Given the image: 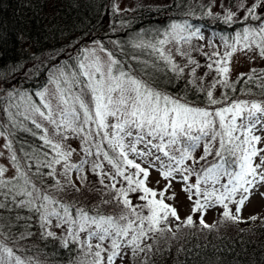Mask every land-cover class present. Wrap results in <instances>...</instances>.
Wrapping results in <instances>:
<instances>
[{"label":"snow or ice","instance_id":"obj_1","mask_svg":"<svg viewBox=\"0 0 264 264\" xmlns=\"http://www.w3.org/2000/svg\"><path fill=\"white\" fill-rule=\"evenodd\" d=\"M262 7L264 0L251 4L230 0L227 7L221 4L222 15L208 8L209 16L244 26L231 38L220 37L223 54L208 41L212 51L203 55L209 60L206 67L216 76L207 89L203 78L196 85V68L201 65L183 48L184 44L191 48L194 37H204L185 21L171 24L164 38L155 42L137 37L131 43L133 49L150 50L149 55L157 59L125 53L117 44L125 56L120 59L94 41L107 59L97 55L96 48L81 49L75 64L54 67L49 75L51 88L35 93L39 103L24 91L6 90L0 97V111L7 117L6 123L0 121V138L10 153L14 175L7 176L8 168L0 164V209L34 213L43 238L60 239L64 247L77 244L85 257H91L80 264H115L129 254L126 249L134 259L143 254L140 264H149L151 254L159 251L158 236L170 234L176 239L183 228L211 231L226 221L239 224L258 219L253 215L245 220L242 209L253 195L264 199V148L258 147L264 142V69L252 68L231 81L230 64L237 51L255 52L264 59V15L257 11ZM114 10H119L118 5ZM249 20L259 24L248 25ZM169 43L176 46L178 55L187 57L188 65H195L189 83L204 93L201 104L161 90L158 60L177 78L187 67L175 62L165 48ZM241 80L246 86L255 85L261 98H255L251 87L241 89L250 98H232L227 91L215 97L217 85L235 93ZM14 130L28 132L40 143L21 144L17 149ZM72 139L80 141L83 156L78 163L71 162L76 152L69 143ZM201 146L202 154L197 155ZM105 163L111 171L105 170ZM89 168L101 186L96 190L102 197L100 204H114L120 209L117 214L102 213L100 205L85 208L55 194L69 187L80 193L78 185L86 186ZM153 171L159 176L157 185L161 179L165 182L163 188L149 186ZM173 182L181 184V192L192 204L183 219L166 202L176 199L175 192L166 195ZM132 194L141 203L133 204ZM230 205H235L234 210ZM217 206L223 209L221 219L209 224L205 216ZM196 213H200L198 223ZM170 219L176 222L175 230ZM4 227L0 225V264H30L6 242L10 237ZM53 228L64 229L63 235L57 237ZM19 238L24 239V234Z\"/></svg>","mask_w":264,"mask_h":264},{"label":"trees","instance_id":"obj_2","mask_svg":"<svg viewBox=\"0 0 264 264\" xmlns=\"http://www.w3.org/2000/svg\"><path fill=\"white\" fill-rule=\"evenodd\" d=\"M248 3L251 4L252 0H248ZM114 5L116 3L113 0H0V97L6 90L11 89L26 92L39 103L35 93L42 90L54 67L65 63L75 64L76 57L87 42L100 41L104 48L116 53L118 58L125 59L117 46L119 44L124 48L125 53L142 54V59L151 61L157 59L155 54L150 56V50L133 49L131 43L137 37H143L152 42L164 38L165 31L173 23L187 21L193 29L198 25L208 26L210 36L216 37V43L221 50L224 47L220 37L231 38L244 26L243 23L225 24L222 20L209 16L207 14L209 4L204 0L199 2L197 0H166L153 5L145 4L146 7L142 9L138 8V2H136L134 4L136 7L133 5L129 12L116 11ZM257 11L264 15V7ZM220 14L223 13L220 12ZM239 15L243 16L244 13L241 12ZM245 23L256 26L259 21L249 20ZM194 43L199 42L194 41ZM165 48L168 49L166 46ZM183 48L186 51L190 49L191 58L201 65L196 68V85H200L203 78V87L207 89L213 77L216 76L214 71L206 67L209 60L203 55L205 52L210 53L211 49H205L200 53L201 58L197 61L195 60L197 56L191 55L194 50L198 55L197 48L193 46L191 48L183 46ZM172 56L177 64L187 65V67L177 78L168 71L163 61L158 60L162 69L157 74L161 90L173 96L184 97L189 102L201 104V101L205 99L204 93L189 83L193 79L190 71L195 65H188L187 57L178 55L177 52L176 56L174 54ZM132 63L136 65L135 61ZM255 66L252 68L264 69V63ZM241 73L230 80L236 81ZM246 87H251L257 93L256 99L261 98L255 85L246 86L243 80L236 85L235 93L220 87L218 93L214 90V95L220 98L221 94L227 91L232 98H250L241 93V89ZM0 121L7 122L6 114L2 111H0ZM28 126L32 127L31 124ZM14 131V147L17 149L21 144L40 143L28 132ZM71 145L76 149V155L71 157V162L76 160L74 163H78L83 156L80 151V141L76 139V147L73 143ZM105 170L111 171L107 163H105ZM12 175L14 170L9 177ZM60 179L63 181V177ZM48 183L51 184L52 181ZM78 186L80 193L69 187L65 193L55 194L63 197L65 201L75 202L85 208L100 205V211L104 214H117L120 211L114 204H100L102 197L96 190L101 186L90 168L87 171L86 186ZM130 198L133 204L141 203L136 194H132ZM222 211L223 209L209 224L219 221ZM18 216L21 219H17ZM194 219L197 223L199 222L197 213ZM171 221L174 222L175 230L176 222ZM0 225H5V234L10 237L6 241L9 246L30 264H80L81 261L91 259L84 256L77 244L69 243L68 247H64L60 239L43 238L36 215L26 209L14 207L11 210L0 209ZM52 230L56 232L57 237L64 233V229L53 228ZM21 234H24V239L19 238ZM81 235L83 237L84 234ZM157 238L159 243L156 247L159 251L151 254L149 264H264V215L252 225L226 221L211 231L183 228L177 233L176 239H172L170 234ZM142 259L143 254L135 259L132 258L129 264H140Z\"/></svg>","mask_w":264,"mask_h":264},{"label":"rangeland","instance_id":"obj_3","mask_svg":"<svg viewBox=\"0 0 264 264\" xmlns=\"http://www.w3.org/2000/svg\"><path fill=\"white\" fill-rule=\"evenodd\" d=\"M113 1H115L116 5H118V8H119L118 11L127 10L129 12L131 7L136 2H138V6H139L138 8L142 9V8L146 7L145 4H148V3L151 4L152 3V5H153V4L164 2L166 0H113ZM197 1L199 2L201 0H197ZM204 1L208 2V4H209L208 8L211 7L212 12H214V13H220V12L223 13V10L221 8V4H223L225 7H227L229 5V3L227 1L230 2V0H209V1L208 0H204ZM235 10L236 9L233 8V11H235ZM195 28H199L201 34L204 37V39H198V38H195V37L192 39L193 43L191 42V47L193 46L194 48L198 49V51H197L198 55L195 53V50L192 51V53H191V55L194 54V56H197V57H195V60L199 61L200 58H201V54L200 53H202L205 49L210 48V47L207 46L209 40H211L218 47V49L221 52V54H223L225 49L224 48L222 50L220 49V47L216 43V41H217L216 37L212 36V35L211 36L207 35L209 33V29L208 28H206L204 26H200V25L196 26ZM209 36H210V39L208 38ZM194 41H197L199 43L195 44ZM201 45H203L202 49L200 47ZM183 46H188V45L184 44ZM166 47L168 49H170L172 54H174L176 56V46L175 45H173L172 43H169V44L166 45ZM84 48H96L97 49V55L101 56L103 59H107L106 54L104 52L99 51L98 45L95 44L94 42H87L84 45ZM210 49L212 51V48H210ZM189 51H190V49L188 50V52ZM261 63H264V59H261L255 52H248L247 54H245L242 51H237L231 57L230 79L233 76H236L238 73L245 72V71H250V69H252L253 66L260 65ZM198 75H200V74H198ZM45 86H48L49 88H51V85L49 84V79L46 80L42 90L45 88ZM220 87H221L220 85H217V87L215 88V93H218V88H220ZM203 97H204V94H203ZM216 98H219V97H216ZM54 103H55V101H54ZM69 143L70 144L73 143L75 145V147H76V139L70 140ZM4 144H5L4 138H0V152L4 153L3 156H0V164H3L4 166H6L8 168V172L6 173V175L9 176L13 172L14 169L12 168L11 162H10V159H9L10 153L8 152V150H6L3 147ZM258 147L264 148V142H262L260 145H258ZM196 154L197 155L202 154V146L197 149V153ZM75 155H76V152L73 154V156H75ZM261 155H264V153H261ZM212 159H213V157H209V160H212ZM75 161L76 160H74L73 163ZM256 162L257 163L259 162V158H257ZM73 179H75V175H73ZM157 179H159L158 173L153 171L152 176H151L152 183L149 186L150 187H155L157 189L163 188L165 182L161 179L159 185H157L155 183V181ZM192 182L193 183L195 182V177L192 178ZM222 182H226L225 178H224V181H222ZM262 190H264V189H262ZM173 192L177 193L176 199L175 200L168 199V200H166V202L169 203V204L174 205L177 208V210H178L179 216L181 217V219H183L188 213H190L192 204L188 200L187 195L185 193L181 192V184L173 182L172 187L168 190L166 195L167 196H171ZM230 207H232L233 210H234L235 205H230ZM221 209L222 208L219 207V206L209 209L207 214H206V216H205V220L207 222H210L217 215V213ZM198 215H200V213H198ZM253 215H257L259 218L256 219L255 221H249L247 224L252 225V224L256 223L264 215V199H262L259 195H253L252 198H251V201L247 202L245 207L242 209V217L245 220H247L249 217H251ZM170 223L172 225L174 224V222L171 221V219H170ZM92 243H93V245H95L97 243V241L93 240ZM125 251H128L129 254L123 260H119V259L116 260L115 264H129L130 263V261H131V259L133 257L130 254V250L126 249ZM140 256H138V257H140Z\"/></svg>","mask_w":264,"mask_h":264}]
</instances>
